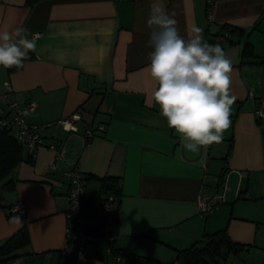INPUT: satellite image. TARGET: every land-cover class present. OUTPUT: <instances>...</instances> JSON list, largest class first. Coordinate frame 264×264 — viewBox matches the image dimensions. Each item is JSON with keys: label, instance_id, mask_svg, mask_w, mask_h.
<instances>
[{"label": "crops", "instance_id": "0c3cea01", "mask_svg": "<svg viewBox=\"0 0 264 264\" xmlns=\"http://www.w3.org/2000/svg\"><path fill=\"white\" fill-rule=\"evenodd\" d=\"M154 3L173 16L182 36L193 26L209 37L229 35L222 49L233 67L231 126L221 143L200 154L185 152L152 99L147 20ZM206 6V0H0V32L23 27L28 39L39 37L20 70L0 66V93L9 82V96L31 123L82 117L76 131L55 123L45 128L35 158L26 161L24 149L9 176L14 184L0 208V244L23 226L29 236L9 256L20 255V264H110L116 249L180 264L177 250L225 228L244 246L225 264H264V117L254 112L264 104V0H214L210 18ZM246 44L251 55L242 58ZM27 102L35 108L26 109ZM87 128L93 132L88 143ZM54 141L63 148L58 159L48 147ZM76 163L87 177L121 180L118 211L100 225L110 237L88 241L83 259L60 253L66 245L63 172ZM85 191L95 195L96 181ZM218 194L224 201L200 214L198 198ZM17 201L25 215L8 218ZM93 214L104 216L96 207Z\"/></svg>", "mask_w": 264, "mask_h": 264}, {"label": "clouds", "instance_id": "9594fccd", "mask_svg": "<svg viewBox=\"0 0 264 264\" xmlns=\"http://www.w3.org/2000/svg\"><path fill=\"white\" fill-rule=\"evenodd\" d=\"M147 26L152 99L185 152L200 154L202 148L221 143L231 126L236 99L230 94L232 62L219 43L204 39L201 27L193 26L182 36L177 21L160 3L152 5ZM37 39V35L28 39L23 27L0 32V66L22 68L28 53L36 51Z\"/></svg>", "mask_w": 264, "mask_h": 264}, {"label": "built area", "instance_id": "2783aa9c", "mask_svg": "<svg viewBox=\"0 0 264 264\" xmlns=\"http://www.w3.org/2000/svg\"><path fill=\"white\" fill-rule=\"evenodd\" d=\"M213 3L214 0H206V11L209 18L211 16ZM203 36L208 43H219L221 47H223L229 38L228 34H218L210 37L203 34ZM11 90L9 82H5L4 91L0 93V129L8 132L13 138H15L29 154H32L34 157L36 156L37 150L42 143L43 130L54 123L62 126L68 131L77 130L75 123L82 119L79 113L46 124H37L26 121L22 116L23 109L20 104L9 96ZM248 95L249 98H253L251 92H249ZM35 105L34 102H27L25 108L32 110L35 108ZM254 112L258 118H263L264 104L261 103L258 105ZM100 129H103V126H100ZM85 135L86 142L88 143L93 136L92 130L87 128L85 130ZM48 147L56 152L57 159L62 156L63 148L59 142L54 141ZM55 167V163L52 164L51 168L54 169ZM63 177L68 184L66 194L67 207L65 211L66 245L60 253L62 256H81V254L83 255L85 244L88 241L95 240V237L87 232L89 227L95 226V220L85 218L82 214L81 202L85 195L87 184L86 174L76 163L69 166L63 172ZM224 199V194H218L210 198H198V212L200 214H209L219 203L224 201ZM118 206L119 202L111 195L105 197L104 202L99 199L94 202V207L104 212L114 211ZM9 211L12 215L23 216L25 215L26 210L23 202L17 201L10 206ZM114 258L118 262H123V256L120 252L116 253ZM21 259V257H17L13 259L10 264H20Z\"/></svg>", "mask_w": 264, "mask_h": 264}, {"label": "trees", "instance_id": "16d2710c", "mask_svg": "<svg viewBox=\"0 0 264 264\" xmlns=\"http://www.w3.org/2000/svg\"><path fill=\"white\" fill-rule=\"evenodd\" d=\"M39 0H27V4L33 5ZM251 55L249 45L246 44L241 52V57H247ZM34 57L33 52L28 53V58L23 61L30 60ZM21 68H7L8 72L18 71ZM24 147L13 138L8 132L0 129V208L6 207L3 204L4 196L6 193L12 190L14 180L9 178L11 173L23 162ZM28 153V152H27ZM32 154L28 153L27 160L34 159ZM87 184L94 180L96 181V194L89 195L85 191V195L82 198V214L85 218L95 220V226L89 227L87 232L93 235L95 238H109L108 228H100L103 223H108L106 216L117 213L118 208L114 211L104 212V216L97 217L93 214L95 200H101L104 202L105 197L111 195L117 201H120L121 196V180L114 177H100L96 175L86 176ZM11 206V205H10ZM9 206V208H10ZM12 214H7L8 218H11ZM106 228V229H105ZM105 229V230H104ZM29 244V236L26 227L23 226L11 237L7 238L0 244V264H5L17 258L20 255H12L13 252L21 249ZM244 246L233 242L225 228L217 230L211 234H205L200 240L193 242L188 247L176 251V261L180 264H225L227 258L231 254H238L242 251ZM121 253L123 256V262L115 260L114 255ZM111 262L110 264H163L161 261L144 257L136 254H126L122 250L111 249ZM8 256L6 258H3ZM22 258V257H21Z\"/></svg>", "mask_w": 264, "mask_h": 264}, {"label": "rangeland", "instance_id": "374dc122", "mask_svg": "<svg viewBox=\"0 0 264 264\" xmlns=\"http://www.w3.org/2000/svg\"><path fill=\"white\" fill-rule=\"evenodd\" d=\"M11 217H12V218H15L16 216H15V215H12ZM17 217H18V216H17Z\"/></svg>", "mask_w": 264, "mask_h": 264}]
</instances>
